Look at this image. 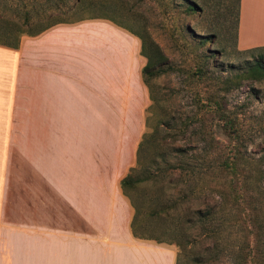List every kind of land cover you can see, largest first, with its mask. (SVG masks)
<instances>
[{
  "label": "crops",
  "instance_id": "crops-1",
  "mask_svg": "<svg viewBox=\"0 0 264 264\" xmlns=\"http://www.w3.org/2000/svg\"><path fill=\"white\" fill-rule=\"evenodd\" d=\"M259 21L264 0H239L238 48L264 46ZM140 50L105 18L0 44V251L10 261L176 264L174 245L134 236L120 186L145 131Z\"/></svg>",
  "mask_w": 264,
  "mask_h": 264
},
{
  "label": "rangeland",
  "instance_id": "rangeland-1",
  "mask_svg": "<svg viewBox=\"0 0 264 264\" xmlns=\"http://www.w3.org/2000/svg\"><path fill=\"white\" fill-rule=\"evenodd\" d=\"M43 1L0 0V37L11 41L13 15ZM106 2L107 15L144 36L159 71L136 112L146 116L145 135L131 170L138 182L127 192L140 231L177 243L180 264H264V77L248 73L264 49L238 48L239 0ZM7 262L15 264L0 251Z\"/></svg>",
  "mask_w": 264,
  "mask_h": 264
},
{
  "label": "trees",
  "instance_id": "trees-1",
  "mask_svg": "<svg viewBox=\"0 0 264 264\" xmlns=\"http://www.w3.org/2000/svg\"><path fill=\"white\" fill-rule=\"evenodd\" d=\"M39 2L40 0H32V6H38L41 3ZM44 2H45L44 8L43 7L38 8L35 11L28 10L27 12H25L23 15H20V16L13 15V18L11 19V23L17 26V31L12 37V39H10L11 41H6L2 39V37H0V44L9 46V47H17L22 35H34L55 23L73 21L71 18L66 17V16L79 8L90 7L92 8V11L90 12V14L79 17L75 20L83 19V18H105L127 29L128 31H130L131 33H133L140 39V42H141L140 53L146 58L145 65L142 67V75H143L144 83L146 84L147 88H149L150 77L159 74V71L155 69L152 63L153 57L151 53L149 52L147 41L143 35H141L138 31H136L134 28H132L128 24L122 21H119L112 16L107 15L104 12L105 4L107 3L106 0H44L42 3L43 5H44ZM24 5L26 4L24 3ZM20 20H21V24L26 23L24 28L18 27L20 24ZM258 48L264 49V46L258 47ZM155 50L158 51V48H156ZM248 73L253 78L264 77V57L262 55L260 56V58L255 59L254 63L250 65V67H248ZM218 112H219V109H218ZM221 117H222L221 120H224L226 122V126L230 129V131L234 132L236 136H239V134L241 133V130L239 127L236 126L233 119L225 116L223 113H221ZM144 135L145 133L143 134L142 140L140 141L138 148H137L136 163H138L139 161V154H140L142 144L144 142ZM211 142L215 145L216 149L220 148V145H219L220 141L218 139L213 138ZM133 168L134 167H132L130 171L120 180V186L122 188V191L124 192L125 195L129 197L134 207V211H135L134 217L131 223L132 233L134 234V236L139 237V238L153 239L158 242H167L164 239H160L152 235H146L140 231V223L137 218L136 206L127 192V189L132 188L135 185V183L138 182L137 178L132 175L131 170ZM167 243H170V242H167ZM176 246H178L177 243H175V247ZM176 264H180L178 255L176 257Z\"/></svg>",
  "mask_w": 264,
  "mask_h": 264
}]
</instances>
